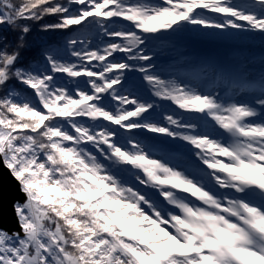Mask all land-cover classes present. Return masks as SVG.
I'll return each instance as SVG.
<instances>
[{
	"label": "snow or ice",
	"instance_id": "1",
	"mask_svg": "<svg viewBox=\"0 0 264 264\" xmlns=\"http://www.w3.org/2000/svg\"><path fill=\"white\" fill-rule=\"evenodd\" d=\"M184 34L264 42V0H0V264H264V58L179 73Z\"/></svg>",
	"mask_w": 264,
	"mask_h": 264
},
{
	"label": "trees",
	"instance_id": "2",
	"mask_svg": "<svg viewBox=\"0 0 264 264\" xmlns=\"http://www.w3.org/2000/svg\"><path fill=\"white\" fill-rule=\"evenodd\" d=\"M6 34L9 36V39L12 38L13 34L11 33H6ZM69 35H71V33H55V34L49 33L43 37V42L51 43V44H56V43L63 44L66 42V39ZM182 39L187 41L188 44L191 43L190 38L186 34L185 36H183ZM228 41L229 40H223L219 38H206L193 45H197L198 48H207L213 50L216 49V46L218 44H222V43L226 44L228 43ZM43 42L37 40L34 46L31 48V50L25 53L26 59H31L32 57L38 58L40 49L43 47ZM156 44L158 45V49H159L158 62L174 68L179 73H190L193 71V67L195 66L189 63V59L192 56V54L197 50H192L191 47L188 48L187 50V48L184 47L182 43L180 42L176 43V41L173 40V36H170L169 38L163 37L161 40L156 41Z\"/></svg>",
	"mask_w": 264,
	"mask_h": 264
},
{
	"label": "rangeland",
	"instance_id": "3",
	"mask_svg": "<svg viewBox=\"0 0 264 264\" xmlns=\"http://www.w3.org/2000/svg\"><path fill=\"white\" fill-rule=\"evenodd\" d=\"M183 36H185V34L181 36H173V40H175L176 43H182L183 46L187 48V50L191 47L192 50H197L196 53H212L222 59H226L229 56H235L236 58L251 57L252 62L249 64V67L257 69L258 65H261L260 58L262 57L261 54L264 53V42H262V39L259 37V35H245L237 40H229L226 44L222 43L223 45L217 43L218 45L216 46V49L213 50L207 48H198L197 45H193L191 43L188 44L187 41L182 39ZM164 37L169 38L170 36ZM162 38L163 37H161L159 40ZM250 52H252V54H246Z\"/></svg>",
	"mask_w": 264,
	"mask_h": 264
},
{
	"label": "water",
	"instance_id": "4",
	"mask_svg": "<svg viewBox=\"0 0 264 264\" xmlns=\"http://www.w3.org/2000/svg\"><path fill=\"white\" fill-rule=\"evenodd\" d=\"M24 199L19 183L0 161V226L9 231L19 230L13 203Z\"/></svg>",
	"mask_w": 264,
	"mask_h": 264
},
{
	"label": "bare ground",
	"instance_id": "5",
	"mask_svg": "<svg viewBox=\"0 0 264 264\" xmlns=\"http://www.w3.org/2000/svg\"><path fill=\"white\" fill-rule=\"evenodd\" d=\"M247 55H250V54H252V52H250V53H246ZM262 55V57L260 58V62H261V60H262V58H264V53L263 54H261ZM260 66L261 65H258V68L257 69H259L260 68Z\"/></svg>",
	"mask_w": 264,
	"mask_h": 264
}]
</instances>
